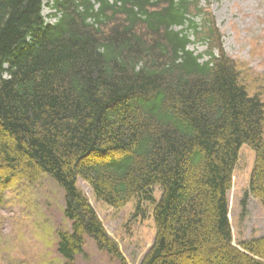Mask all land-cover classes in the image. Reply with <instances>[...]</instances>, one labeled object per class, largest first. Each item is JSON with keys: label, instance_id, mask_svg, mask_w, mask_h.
I'll return each instance as SVG.
<instances>
[{"label": "trees", "instance_id": "trees-1", "mask_svg": "<svg viewBox=\"0 0 264 264\" xmlns=\"http://www.w3.org/2000/svg\"><path fill=\"white\" fill-rule=\"evenodd\" d=\"M241 68L198 0H0V208L49 177L58 256L74 264L88 237L126 264L81 180L110 208L152 205L139 264H264V236L234 245L228 219L243 146L264 209V103Z\"/></svg>", "mask_w": 264, "mask_h": 264}, {"label": "rangeland", "instance_id": "rangeland-1", "mask_svg": "<svg viewBox=\"0 0 264 264\" xmlns=\"http://www.w3.org/2000/svg\"><path fill=\"white\" fill-rule=\"evenodd\" d=\"M198 1L213 17L226 54L242 67L247 90L258 94L264 103V0ZM49 12L48 7L43 9L44 16ZM191 49L202 54L206 47L195 43ZM253 161L254 153L243 146L228 194L234 245L264 236V209L246 193ZM77 187L117 244L125 263L139 264L155 235L152 205L143 204L142 213L135 215L136 199L113 209L97 200L83 181L78 180ZM159 196L158 188H154L155 199ZM62 198V190L46 176L7 191L5 205L0 208V264H66L56 252V232L69 226L62 215ZM74 264L120 263L85 237L84 256H76Z\"/></svg>", "mask_w": 264, "mask_h": 264}]
</instances>
